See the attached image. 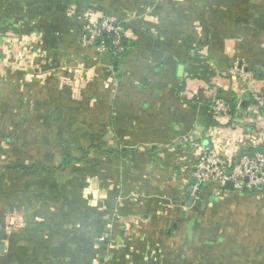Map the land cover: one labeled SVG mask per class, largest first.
I'll list each match as a JSON object with an SVG mask.
<instances>
[{
  "label": "crops",
  "instance_id": "crops-1",
  "mask_svg": "<svg viewBox=\"0 0 264 264\" xmlns=\"http://www.w3.org/2000/svg\"><path fill=\"white\" fill-rule=\"evenodd\" d=\"M2 19L0 264H264V192L194 175L264 151V0H0ZM105 22L128 41L110 64L85 42Z\"/></svg>",
  "mask_w": 264,
  "mask_h": 264
},
{
  "label": "built area",
  "instance_id": "built-area-1",
  "mask_svg": "<svg viewBox=\"0 0 264 264\" xmlns=\"http://www.w3.org/2000/svg\"><path fill=\"white\" fill-rule=\"evenodd\" d=\"M124 28L105 22L100 28L93 29L86 37L85 42L94 45L102 52H112L118 55L122 50V35ZM103 33H112L115 39L108 44L101 36ZM244 76V73L241 72ZM84 79L75 81L77 86H83ZM259 105L264 104V97H257ZM213 112L217 116H229L231 107L223 100H216L213 104ZM194 175L198 179L199 187H205L209 183L226 186L228 182L233 183L236 190H261L264 192V151L243 153L236 159H224L220 156L205 153L195 165Z\"/></svg>",
  "mask_w": 264,
  "mask_h": 264
},
{
  "label": "rangeland",
  "instance_id": "rangeland-1",
  "mask_svg": "<svg viewBox=\"0 0 264 264\" xmlns=\"http://www.w3.org/2000/svg\"><path fill=\"white\" fill-rule=\"evenodd\" d=\"M4 26H6V23L4 22V19H2V20H0V45L3 44V41H4V40H3V37H4V39L7 37V36H4V34H5V32H6ZM13 33H14L15 36H13L12 38H13V40L16 39V42L18 43V47H15V48H17V49L19 50V52H20V51L23 52V50H25V49H22V47H23V46H21L22 43H24L25 46H27V49H26V50H27L28 54H31L30 50H31L32 52H35V53L42 52V50H41L40 47H35V43H34L35 37H34V36H33L32 38L28 37V38L24 39L25 36H24V34H22V32H19V31H13ZM26 40H27V41H26ZM6 41H9V40H6ZM20 41H22V42L20 43ZM28 42H29V43H28ZM26 44H27V45H26ZM28 44H29V45H28ZM3 46H4V45H1V46H0V47H1L0 49H1V50L4 49ZM46 65H47L48 67L50 66L49 63H46ZM49 69H50V67H49ZM225 213H227V212H225ZM227 215H228V214H227ZM227 215H225V217H226ZM229 225H230V222H228L227 220L224 221L223 224L221 223V227H223V230H225V231H227Z\"/></svg>",
  "mask_w": 264,
  "mask_h": 264
},
{
  "label": "trees",
  "instance_id": "trees-1",
  "mask_svg": "<svg viewBox=\"0 0 264 264\" xmlns=\"http://www.w3.org/2000/svg\"><path fill=\"white\" fill-rule=\"evenodd\" d=\"M121 26V25H119ZM123 27V26H121ZM124 28V27H123ZM108 44H112L114 39H115V36L114 34L112 33H103L102 36H101ZM121 47H123V50L117 55V57H123L126 52H127V49H128V41L127 39L125 38L124 36V32H123V35H122V43H121Z\"/></svg>",
  "mask_w": 264,
  "mask_h": 264
},
{
  "label": "water",
  "instance_id": "water-1",
  "mask_svg": "<svg viewBox=\"0 0 264 264\" xmlns=\"http://www.w3.org/2000/svg\"><path fill=\"white\" fill-rule=\"evenodd\" d=\"M111 58H112V54L111 53H108V52L103 53V59H108L107 64H110L109 59H111ZM226 187L229 188V189H232L233 188V183L232 182H228L226 184Z\"/></svg>",
  "mask_w": 264,
  "mask_h": 264
}]
</instances>
